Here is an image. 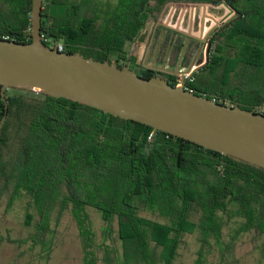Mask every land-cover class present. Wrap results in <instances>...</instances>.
Masks as SVG:
<instances>
[{
	"label": "trees",
	"instance_id": "obj_1",
	"mask_svg": "<svg viewBox=\"0 0 264 264\" xmlns=\"http://www.w3.org/2000/svg\"><path fill=\"white\" fill-rule=\"evenodd\" d=\"M170 3L222 5L235 14L214 30L207 62L185 88L264 114V0H42L41 39L175 86V73L143 63ZM30 12L31 0H0V38L30 42ZM4 96L0 207L21 204L33 244L46 245L64 210L84 237L90 206L109 227L117 223L118 238L141 263L172 264L182 236L195 233L199 254L213 241L219 264L250 257L264 264L263 168L68 98L19 88Z\"/></svg>",
	"mask_w": 264,
	"mask_h": 264
},
{
	"label": "water",
	"instance_id": "obj_2",
	"mask_svg": "<svg viewBox=\"0 0 264 264\" xmlns=\"http://www.w3.org/2000/svg\"><path fill=\"white\" fill-rule=\"evenodd\" d=\"M41 7L42 0H31L30 42L0 38V93L5 110L4 91L8 88L68 98L264 169L263 113L195 94L161 76L140 77L115 61L59 50L57 42L49 47L41 39ZM209 45L207 41L205 62L193 68L191 61L186 68L190 74L206 64ZM184 48L185 44L173 73L178 72ZM199 51L200 46L195 56ZM167 61L168 53L164 63ZM4 120L5 114L0 129Z\"/></svg>",
	"mask_w": 264,
	"mask_h": 264
},
{
	"label": "rangeland",
	"instance_id": "obj_3",
	"mask_svg": "<svg viewBox=\"0 0 264 264\" xmlns=\"http://www.w3.org/2000/svg\"><path fill=\"white\" fill-rule=\"evenodd\" d=\"M172 6L174 8L171 18L173 21L170 23H174L175 20L180 18V15H184L181 24H183V29L187 28L188 30L184 29L181 32L182 36L186 35L191 38L186 43L187 45L185 44L188 50H193L199 43L202 45L198 59L199 62L204 61V43L208 35L235 15L228 7L222 5L170 3L159 16L157 22L159 27L155 31L156 39L159 37L160 30L162 29L160 25L167 22L166 14ZM184 6L187 7L184 8ZM189 31L190 33H187ZM182 42L183 38L181 37L179 38L178 47ZM187 56L191 58V52H187ZM174 60L175 56L170 59L172 62ZM185 61H187V58ZM19 204L15 203L11 208L6 210L4 209V205L1 206L3 213H6L7 223L10 227L14 228V231L9 234L11 237L18 239L17 249L22 250V254L18 253L17 258L15 256L14 264H27L25 259H29V255L36 257V262L30 261L29 264H85V262L92 264H145L138 260L132 245L124 243L123 240L118 238L117 223L113 221L111 227H109L101 219L99 211L90 206L86 208V211L92 224L90 229L84 231V237L80 235L78 226L71 213L68 210H64L58 221L52 220L51 222L52 227H50V232L47 234L46 242V246L49 248L48 255L37 258L36 252H39L40 245H35L30 241L29 236L30 234L32 235L34 227L24 223V210L21 204ZM246 246L243 249H236L235 253L242 255ZM199 247L200 244L195 233L184 234L172 264H195L197 259L201 260V264H219L218 251L213 241L212 247L201 251V254H199ZM251 254L254 257L258 253L254 250ZM251 259L252 257L246 261L244 260L245 262L242 264H258L255 261L252 262Z\"/></svg>",
	"mask_w": 264,
	"mask_h": 264
},
{
	"label": "flooded vegetation",
	"instance_id": "obj_4",
	"mask_svg": "<svg viewBox=\"0 0 264 264\" xmlns=\"http://www.w3.org/2000/svg\"><path fill=\"white\" fill-rule=\"evenodd\" d=\"M183 16L184 15L182 14L181 18H179L178 20H175L174 23H170L171 21H173V19H171L172 17H169L168 21L165 24L160 25V27H162V29L160 30V35L157 39L155 37V31H156V29H158L159 26L157 25L158 21L156 22V24L154 25V28H153V32L149 38V41H151V42H150V46H149L150 48H149L148 54L151 53V56H153L156 52V49H157L156 59H159L161 57L164 58L165 55L168 53V61L173 56H175V59L177 60L179 54L181 53V50H182L184 44L189 42L191 39L190 37H188L186 35L182 36L181 31H184V29L185 30L187 29V28L183 29V27H182L183 24H181ZM214 30L208 35V38H207L206 42L204 43V45H205L204 53L206 51V43H207V41L210 40ZM187 33H190V31ZM181 37L183 38V42L180 43V46L178 47L179 38H181ZM155 39H156V41H155ZM159 41H160V43H159ZM158 43H159V46H158ZM148 45H149V42H148ZM186 45L184 48V54L182 56L181 63L185 62L186 53L190 51L191 52V59H192V61H194V65H196V67H197V66L203 64L205 62V57H204V61H202V62L198 61L199 55H200L201 50H202V45L200 43L197 44L195 46V48H193V50L192 49L188 50V47H186ZM199 45H200V51H199L198 55L195 56V53L198 50ZM175 52H176V54H175ZM197 61H198V63H196ZM194 65H193V68H195ZM147 68H149V67H147ZM149 69L155 70V68H149Z\"/></svg>",
	"mask_w": 264,
	"mask_h": 264
},
{
	"label": "crops",
	"instance_id": "obj_5",
	"mask_svg": "<svg viewBox=\"0 0 264 264\" xmlns=\"http://www.w3.org/2000/svg\"><path fill=\"white\" fill-rule=\"evenodd\" d=\"M148 51L149 49L145 51L146 54L143 58V63L150 64V65L153 64L159 69L161 68V69H164L170 72H172L175 69L176 59L173 62L169 60L166 63H164V58L161 57L159 59H156L155 54L151 56L148 54ZM186 58H187V61L181 63L179 67L187 68L189 66L192 59L189 58V56H187ZM12 231H14V228L9 226V224L7 223L5 214L3 213V210H1V207H0V264H14L13 262L15 260V256L17 258L18 253L22 254V250L17 249L18 239L11 237V235L9 234ZM48 249L49 248H47L46 245L42 247L40 246L39 252H36V254L38 255L37 258L46 257L48 255V251H49ZM35 259L36 257L34 256L31 257L29 255V259H25V260L27 264H29L30 261L36 262Z\"/></svg>",
	"mask_w": 264,
	"mask_h": 264
},
{
	"label": "built area",
	"instance_id": "obj_6",
	"mask_svg": "<svg viewBox=\"0 0 264 264\" xmlns=\"http://www.w3.org/2000/svg\"><path fill=\"white\" fill-rule=\"evenodd\" d=\"M44 40H46V39L44 38ZM57 48L59 50H62L61 44L57 43ZM175 74H176V76H175L176 85L175 86L183 85L184 88H185L186 79L191 76L190 72L187 71L186 68L184 69L183 67H179L178 68V72L175 73Z\"/></svg>",
	"mask_w": 264,
	"mask_h": 264
}]
</instances>
